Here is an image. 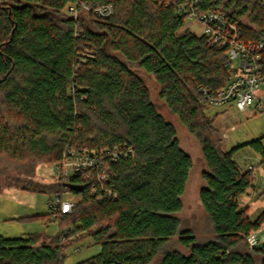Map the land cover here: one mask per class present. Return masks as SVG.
I'll use <instances>...</instances> for the list:
<instances>
[{
  "label": "trees",
  "instance_id": "obj_1",
  "mask_svg": "<svg viewBox=\"0 0 264 264\" xmlns=\"http://www.w3.org/2000/svg\"><path fill=\"white\" fill-rule=\"evenodd\" d=\"M76 1L0 0V194L14 186L79 198L53 238L0 232V264H63L66 250L87 237L101 251L78 264H264V247L246 239L264 225V212L253 222L240 205L254 175L235 159L249 146L264 164L262 139L224 150L199 92L232 82L236 70L226 52L186 29L183 15L159 0H87L112 5L114 14L80 21L66 13ZM200 7L247 17L244 39L264 41L260 0H200ZM135 69L155 79L159 97L201 146L200 201L214 233L207 242L179 217L193 159ZM105 149L122 153L108 164L111 199L102 187V198L92 196L97 184L83 174L55 186L33 179L38 166L56 165L71 151Z\"/></svg>",
  "mask_w": 264,
  "mask_h": 264
},
{
  "label": "rangeland",
  "instance_id": "obj_2",
  "mask_svg": "<svg viewBox=\"0 0 264 264\" xmlns=\"http://www.w3.org/2000/svg\"><path fill=\"white\" fill-rule=\"evenodd\" d=\"M185 28L197 35L202 34L195 22H186ZM135 71L149 87L152 101L159 112L176 127L182 149L193 159V169L184 197V210L179 217L185 229L192 230L200 242H207L214 238V233L212 223L200 201V191L205 186L203 173L206 171L201 146L159 97L160 89L155 79L143 70ZM206 113L215 120L224 150L230 151L257 139H262L264 145V112L257 111L253 102L245 112H239L235 107L227 105L206 107ZM235 159L242 171H247L249 165L255 167L253 187L249 189L248 194L240 198L241 208L249 207V218L254 222L264 212V164L261 156L249 146L242 147L235 155ZM5 167L6 164L0 161V168ZM9 170L11 176H17L18 173L11 167ZM33 179L43 186H55L58 182L56 165L38 166ZM47 191L48 193L25 192L12 186L0 194V232L5 238H21L29 234L53 238L60 233L59 219L52 220L46 217L49 213L50 199L54 196L53 191ZM65 199L74 202L79 200L78 197H73L72 193L66 194ZM173 248L182 253L189 252L176 242ZM100 251L101 244L92 237H87L66 250L63 264H78L96 256Z\"/></svg>",
  "mask_w": 264,
  "mask_h": 264
},
{
  "label": "built area",
  "instance_id": "obj_3",
  "mask_svg": "<svg viewBox=\"0 0 264 264\" xmlns=\"http://www.w3.org/2000/svg\"><path fill=\"white\" fill-rule=\"evenodd\" d=\"M166 6L172 7L183 15L185 22H195L202 31L211 47L225 51L236 74L232 82L223 89L213 92L208 88H201L202 101L208 107L227 106L235 107L239 112H245L253 102L257 111L264 112V41L245 40L244 27L250 26L247 17L234 20L218 10H202L200 0H159ZM264 7V0H260ZM66 13L76 21L83 15H92L106 20L113 16L112 5L91 6L87 0H77L70 4ZM261 93V95H259ZM122 153L119 150L71 151L61 162L56 164V175L62 184L70 182L73 176L83 174L86 180L96 182L92 189V196L100 197L97 187H102L111 199L112 192L105 188L109 180V162L119 160ZM255 167L249 165L247 170L254 171ZM105 188V189H104ZM54 195L49 202V215L52 220H58L71 214L77 202ZM264 226V225H263ZM263 226L247 236L251 248L259 247L264 243Z\"/></svg>",
  "mask_w": 264,
  "mask_h": 264
},
{
  "label": "water",
  "instance_id": "obj_4",
  "mask_svg": "<svg viewBox=\"0 0 264 264\" xmlns=\"http://www.w3.org/2000/svg\"><path fill=\"white\" fill-rule=\"evenodd\" d=\"M264 247V243H261L260 245H259V248H263Z\"/></svg>",
  "mask_w": 264,
  "mask_h": 264
}]
</instances>
